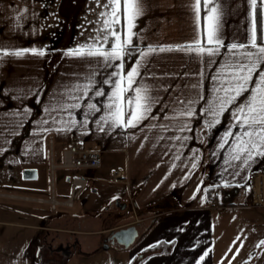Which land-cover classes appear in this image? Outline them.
Instances as JSON below:
<instances>
[{"label": "crops", "instance_id": "crops-1", "mask_svg": "<svg viewBox=\"0 0 264 264\" xmlns=\"http://www.w3.org/2000/svg\"><path fill=\"white\" fill-rule=\"evenodd\" d=\"M78 3L80 0H0V167H12L20 173L29 167L37 169L47 162V147L51 150L57 144L59 150L63 147V153L72 141H79L86 149L101 151L102 166L85 175L94 186L103 183L104 171L109 173L117 167L125 170L129 181L128 184L121 183L125 189L115 188L108 194L103 192L102 197L107 202L119 196L131 203L123 211L130 218L125 217L117 225L126 227L131 221H138L135 226L137 235L131 244H140L141 259L156 253L157 257L166 258L168 254L163 252V246L167 244L168 247L171 241L163 235L185 230L184 213L189 216V213H202L209 208L213 187H247L248 173L264 169V156L261 155H254L247 164L243 158L239 161L232 159L235 137L226 134L239 132L238 128L232 127L233 106L215 117L206 111L217 95H223L214 91L219 87V81L214 78L226 62H234L244 51L233 55L227 46L232 43L250 44L253 22L256 27L252 0H214L220 16V35L226 47L220 49L219 56H205L203 59L194 53L175 50L179 45L192 43L197 35L195 0H138L141 14L131 30L133 44L123 60L111 62L113 67H105L101 58L68 55L75 49L95 43L97 36L102 40L100 30L111 12V7H104L108 0H92L84 5ZM259 6L261 29L258 32L256 28L257 44L264 43V0H259ZM83 7L88 8L90 16L93 8L106 15H101V19L86 17L84 25L79 26L73 14ZM205 15L201 0L202 34ZM120 18V24L115 27L122 39H126L128 28L123 0ZM61 20L71 22V30L65 37L67 43L62 46L53 38ZM75 30L79 31L77 34L87 31L84 44L74 41ZM68 40L73 43H68ZM111 42L110 37V43L103 47L110 50ZM161 47L173 50L160 52ZM150 48L157 50L150 52ZM31 49L43 51L45 55L31 51L22 56L12 54ZM247 50L256 51L252 48ZM141 53L147 55L142 57ZM209 59L215 62L208 63ZM121 63L124 64L123 69L118 67ZM138 66L140 75L135 77L133 88L147 89L150 111L145 113L146 118L135 127L104 123L102 117L110 111L106 106L113 90V85L105 81L114 71L126 76L128 71ZM118 78L111 77L113 81ZM256 78L254 76L253 79ZM124 87H127L126 80ZM97 90L104 91L106 95L96 96ZM134 96L135 92L131 90L125 94L126 112L131 110L127 98ZM76 104L79 107H71ZM89 104H95L100 111L90 109ZM189 108L194 112L192 116L186 115ZM127 118L125 116V120ZM216 119L220 123H215ZM52 164L54 168L60 163L51 161ZM68 177L66 180L70 181ZM35 178L19 180H27L26 184H31L29 181ZM0 196L14 197L20 202L33 199L35 203L42 197L4 191H0ZM52 196L63 204L70 197L59 199L54 192ZM98 198L91 196L92 202ZM75 205L73 209L62 208L59 218L62 222L71 215L76 223L80 222V226L72 229L79 236L82 252L75 253L72 258H82L96 250L100 235L106 229L117 225L111 222L106 225L112 211L100 215L94 212L95 205L89 202L79 201ZM250 208L263 207L233 205L214 211L220 214L217 229L222 232L236 230L239 226L234 225V221L246 222ZM6 210L7 216L0 218V226H8L7 230L38 231L39 226L45 224L40 221L45 214L38 209L33 210V220L29 218L28 208H17L14 216ZM29 240L30 235L24 247ZM19 262L31 264L23 257Z\"/></svg>", "mask_w": 264, "mask_h": 264}, {"label": "rangeland", "instance_id": "rangeland-1", "mask_svg": "<svg viewBox=\"0 0 264 264\" xmlns=\"http://www.w3.org/2000/svg\"><path fill=\"white\" fill-rule=\"evenodd\" d=\"M93 1L96 2L97 0ZM86 2H92V0H80V3H83V5L87 4ZM93 9L92 16L88 14V8L86 10V7H83L81 11H77L73 14V16L75 15V18H77L79 26L84 25L83 22L86 17L88 19L92 17L93 19H101L99 10ZM73 22L76 25L75 20H73ZM70 23V21L61 20L56 26L53 38L56 39V42L60 46H62L61 44L63 43H67L65 37L69 35L71 30ZM63 27H65L64 32H62ZM78 32V30L73 32L74 41L78 44H84L87 39V31L77 34ZM91 32H93V30ZM69 42L70 40H68V43ZM72 43L73 42H70V44ZM58 148L57 144H55L54 148L51 150L47 147V162L37 168L38 177L30 180L29 182H31V184H26L27 180H19L23 177L22 173L17 169L15 170L12 167H0V191L15 194L47 196L49 197L48 200L51 199V194L54 192L59 199L68 198L72 193V183L66 180V177L72 176L77 172L90 174L93 173L95 169L72 170L62 168L60 165H56L53 168L52 166H54V164L51 165V161L56 164L62 162L63 147L60 150ZM121 183L124 182L112 181L110 179V173L104 171L103 183H96L94 185L97 187V192H91L88 188H85L74 198L75 203H78L80 199L87 194H92L94 197H101L99 199V204L94 206V212L105 215L108 212L103 210L102 207L106 200V198L103 199L104 196L102 193H112L115 191V188L125 189V185ZM15 184H19V186L17 187ZM66 201L67 200L63 201L64 204H68ZM209 201L208 205L210 207L205 208L206 210L202 213H189V216L184 213L182 215L185 222V230L181 233L169 236L166 234L163 235L168 241H171L168 247H166L167 244L163 246V252L168 254L166 258H159L156 256L158 255L156 253L152 254L153 256L151 255V257L141 259L139 257L141 255L140 249L138 248L140 244H131V246L126 249H115L114 247L101 248L100 250L93 251L86 257L69 259L64 264H264V244L261 243V241H264V207L250 208L246 222L244 220H235L234 225L239 226L236 227V230L222 232L221 229H217L216 227L220 214L214 212L221 208L211 206ZM59 202L60 200L57 201V203ZM51 205L52 204H50V206ZM40 206L42 205L35 202H20V200L14 197L0 196V218H6V209L9 210L11 216H14V211L17 208L32 209ZM63 208L67 209L70 207L65 206ZM110 211H112V214L114 213L113 209ZM125 217L126 219L130 218L126 212H122L120 218L115 219L113 217V220L110 218V222L117 225L125 219ZM9 218L12 217L9 216ZM131 219H134L133 216ZM65 221H67L66 225ZM68 221L69 220L65 219L62 220L60 224L63 228H75V226H80V222L76 223L75 220L72 222ZM7 228L8 226L5 225L0 226V264H22L19 260H21L22 257L23 247L26 244L27 236L32 235L33 231L23 229L21 232H18L7 230ZM175 243L176 245H174ZM184 252H186L187 255L182 256L181 254ZM204 253H207V255L201 261L200 257Z\"/></svg>", "mask_w": 264, "mask_h": 264}, {"label": "snow or ice", "instance_id": "snow-or-ice-1", "mask_svg": "<svg viewBox=\"0 0 264 264\" xmlns=\"http://www.w3.org/2000/svg\"><path fill=\"white\" fill-rule=\"evenodd\" d=\"M252 5L255 9L256 0H252ZM104 7H111V12L107 14L109 18L103 21V28L100 30L102 40L101 36H97L95 43L75 49L68 55L101 58L105 67H113L112 61L123 60L125 55L128 54V49L133 44L132 37L134 34L131 30L134 27L135 19L141 13L138 0H123L124 19L127 22L128 34L126 39H122L121 34L115 27L121 22V0H108ZM193 7L196 13L197 35L192 43L179 45L175 50L188 54L194 53L201 59L205 56L209 58L219 56L220 49L226 46L220 35V16L216 3H214V0H203V7L206 12L203 34L200 31L201 0H195ZM101 15L105 16L106 14L101 13ZM110 37L112 38L111 47L110 50H106L103 45L110 43ZM227 48L233 55H236L240 50L244 51L240 52L234 62H226L221 72L214 78L219 81V87L215 88L214 91L216 93L222 92L223 95H217L215 101L206 111L215 117L227 110L229 106H233L234 123L232 127L238 128L239 132L229 131L226 136L235 137L232 149L235 155L232 159L239 161L243 158V162L247 164L248 160L253 158L254 155L264 156V43L257 44L255 22H253L250 44L238 45L232 43ZM249 48L256 49V51H248ZM156 50L149 49L150 52ZM172 50V48H159L160 52ZM26 51H31L33 54L40 56L45 55L43 51H37L36 49L16 51L12 54L22 56ZM140 55L143 57L147 53H141ZM207 62L214 63L215 61L209 59ZM118 67L123 69L124 64L121 63ZM138 68L139 66L132 68L126 76L119 71H114L110 73L109 79L105 81V83L113 85V90L108 97L110 103L106 106L110 111L107 116L102 117L104 123L111 122L118 126L135 127L139 121L146 118L145 113L150 111V105L147 103L149 99L146 95L147 89L142 87L133 88L135 77L140 75ZM254 76L257 77L255 80L253 79ZM111 77L119 78L113 81ZM125 80L127 81V87H124ZM197 86L193 85V87ZM130 90L135 92V96L127 98L126 102L131 110L126 112L125 94ZM246 93H248L247 96H245ZM95 95L102 97L106 93L97 90ZM73 98L79 99V97ZM241 98H243L242 101ZM133 105L134 107H131ZM71 107H79V105L76 104ZM88 107L100 111L95 104H89ZM193 114V110L189 108L186 115L192 116ZM125 116L128 117L127 120H125ZM215 123L218 124L220 121L216 119ZM225 142H227V139ZM221 147H223V144ZM192 167L195 168L196 165L193 164ZM261 243L264 244V241H261ZM206 255L207 253H204L200 260L202 261Z\"/></svg>", "mask_w": 264, "mask_h": 264}, {"label": "flooded vegetation", "instance_id": "flooded-vegetation-1", "mask_svg": "<svg viewBox=\"0 0 264 264\" xmlns=\"http://www.w3.org/2000/svg\"><path fill=\"white\" fill-rule=\"evenodd\" d=\"M85 188H88L91 192H97V187L92 186V182L87 180ZM92 194H87L86 196L82 197L80 201L82 203H91V205H98L99 199H95L92 202L91 197ZM119 197V196H116ZM115 197V198H116ZM49 197L42 196L39 197L38 204H41L40 207H34L29 209L30 213V220H33V210H39V212H43L45 214V218L42 221L45 224L39 226V230L35 231V229H31L32 235H30V240L28 245H26L23 249L22 257L29 260L30 263H40V264H64L69 259H72L75 253L82 252L81 243L79 241V236L77 235L76 231L72 228H62L61 220L59 218V213L62 211V206L70 207L69 209L75 208V200H73L70 205L63 204L61 202L54 204V206H50V201L48 200ZM109 200L105 202L102 207L103 210L109 212L110 210H114V213L111 216L112 220L118 219L122 216V212L125 208L130 207L128 202H125L119 197V200ZM33 202L34 200L31 199L28 202ZM125 203L126 206L124 208L121 207L120 204ZM132 207V206H131ZM102 215V214H100ZM114 217V218H113ZM65 220H69L68 222H72V216L65 218ZM110 222L106 220V225ZM67 221H65L66 225ZM139 223L136 220L131 221L128 226L133 225L137 226ZM122 226L117 225L114 227H110L106 229L104 233L100 235V244L96 247V250L101 248H109L114 247L109 241L112 237L114 230L121 228ZM36 232V233H35ZM64 234H63V233ZM105 244H109L105 246ZM128 248V247H127Z\"/></svg>", "mask_w": 264, "mask_h": 264}, {"label": "built area", "instance_id": "built-area-1", "mask_svg": "<svg viewBox=\"0 0 264 264\" xmlns=\"http://www.w3.org/2000/svg\"><path fill=\"white\" fill-rule=\"evenodd\" d=\"M102 164V153L99 150L86 149L79 141H72L63 151L62 162L59 164L67 169H97ZM110 179L114 182L128 183L126 172L122 167L110 170ZM72 183V193L67 199L73 201L85 189L88 177L82 173L69 176ZM248 198L243 199L241 188L238 186H216L210 191L211 206L224 208L233 205L264 207V169L251 170L247 175ZM242 195V196H241ZM239 199V200H238ZM51 206L57 203L53 196L49 200ZM71 203V202H70ZM70 203H68L70 205Z\"/></svg>", "mask_w": 264, "mask_h": 264}, {"label": "water", "instance_id": "water-1", "mask_svg": "<svg viewBox=\"0 0 264 264\" xmlns=\"http://www.w3.org/2000/svg\"><path fill=\"white\" fill-rule=\"evenodd\" d=\"M22 175L25 179L35 178L37 176V169L32 167L25 168L23 169ZM115 200L118 201L119 197H116ZM120 205L122 208L126 206L125 203H122ZM136 235L137 231L135 226L130 225L126 227H121L117 230H114L109 242L118 249H126L134 241ZM108 245L109 244H105L104 247Z\"/></svg>", "mask_w": 264, "mask_h": 264}, {"label": "trees", "instance_id": "trees-1", "mask_svg": "<svg viewBox=\"0 0 264 264\" xmlns=\"http://www.w3.org/2000/svg\"><path fill=\"white\" fill-rule=\"evenodd\" d=\"M255 17H256V28L257 31L260 32L261 29V16H260V6H259V0H256V5H255ZM102 163H103V157H102ZM102 166V164H101ZM100 166V167H101ZM98 169V168H97ZM110 173V172H109ZM213 189V188H212ZM211 189V190H212ZM242 192H243V199H247L248 198V188L247 187H242L241 188Z\"/></svg>", "mask_w": 264, "mask_h": 264}, {"label": "bare ground", "instance_id": "bare-ground-1", "mask_svg": "<svg viewBox=\"0 0 264 264\" xmlns=\"http://www.w3.org/2000/svg\"><path fill=\"white\" fill-rule=\"evenodd\" d=\"M70 202H72V201H68V203H70Z\"/></svg>", "mask_w": 264, "mask_h": 264}]
</instances>
